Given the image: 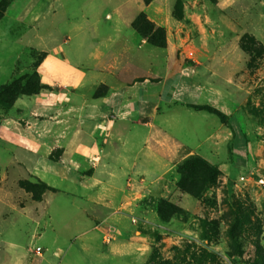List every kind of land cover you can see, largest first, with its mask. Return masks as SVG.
Segmentation results:
<instances>
[{
	"label": "rangeland",
	"instance_id": "1",
	"mask_svg": "<svg viewBox=\"0 0 264 264\" xmlns=\"http://www.w3.org/2000/svg\"><path fill=\"white\" fill-rule=\"evenodd\" d=\"M53 49L86 79L42 85L39 106L25 95L42 87L15 111L0 103L17 138L0 135V264H44L38 237L75 231L67 206L107 201L129 214L144 264H264V0H0V72L14 64L0 85L27 81ZM144 79L151 117L125 128L113 104L127 108L125 88ZM117 90L127 98L100 101ZM69 131L88 143L77 177L47 142ZM190 159L218 170L198 197L178 187Z\"/></svg>",
	"mask_w": 264,
	"mask_h": 264
},
{
	"label": "crops",
	"instance_id": "2",
	"mask_svg": "<svg viewBox=\"0 0 264 264\" xmlns=\"http://www.w3.org/2000/svg\"><path fill=\"white\" fill-rule=\"evenodd\" d=\"M13 71L14 64H10L5 73L0 72V79H9ZM36 71L43 86H54L52 90H47L54 95L70 90L72 87L81 86L86 79L84 69L77 67V63L72 59L60 56L54 49L46 52L38 63ZM147 83L144 79L142 82L127 86L124 91L130 95L129 98L125 93L120 94L122 90H117L111 95L102 96L100 101L103 103L111 99L113 102H118L122 96L127 98L129 105L127 108L122 109L119 102L113 104L114 111L118 112L116 117H118L119 124L129 129H145L140 126V122H134L133 119L143 118V122L148 123L146 119L151 117L153 87ZM44 95H46L45 87H42L37 94L25 96L32 97L34 105L39 106L37 97ZM21 101L23 98L18 95L10 109L15 111L17 107H21ZM10 120L14 122V118ZM12 122H9L7 118L3 119L0 123V135L7 142L17 143L15 142L17 138L13 139L9 130L12 126L16 127ZM39 140L44 141V138H38ZM54 140L48 139L47 142L49 150L56 147L61 151L59 159L63 162L64 168L61 169L60 175L65 177L81 175L82 172L78 165L84 161L83 158L86 155L88 143L85 139L76 137L73 132L69 131L65 137ZM48 166L56 169L57 160H48ZM39 173L43 176H51L46 170H39ZM68 187L73 194L81 191V187L74 184H69ZM67 208L72 212L68 215L75 231L67 236L53 232L52 235L38 237V245L41 249L43 247L46 249L43 256L44 264H144L145 244L140 243V236L133 230L134 224L128 220L129 214L123 211L121 206L108 201L102 202L93 208L92 213H88L87 208L82 204H70ZM56 209H59L58 205ZM54 215L55 221L61 223L63 213L56 210ZM108 234L110 238H107ZM37 253L40 255V251ZM13 256L14 259H18L24 257L25 253L16 251Z\"/></svg>",
	"mask_w": 264,
	"mask_h": 264
},
{
	"label": "trees",
	"instance_id": "3",
	"mask_svg": "<svg viewBox=\"0 0 264 264\" xmlns=\"http://www.w3.org/2000/svg\"><path fill=\"white\" fill-rule=\"evenodd\" d=\"M30 78H33V82H30ZM41 87L39 75L37 71H34L24 83L14 80L9 84H1L0 103L3 107H9L19 94L36 93ZM191 107L213 113L220 122L227 123V114L210 104H191ZM180 170L183 176L178 181L179 189L195 197H198L205 184L213 182L218 174V170L214 166L203 163L199 159L185 161ZM207 172H211L209 178H207ZM161 216L164 215L161 214Z\"/></svg>",
	"mask_w": 264,
	"mask_h": 264
},
{
	"label": "built area",
	"instance_id": "4",
	"mask_svg": "<svg viewBox=\"0 0 264 264\" xmlns=\"http://www.w3.org/2000/svg\"><path fill=\"white\" fill-rule=\"evenodd\" d=\"M241 177H242V176H241ZM242 178H243V177H242ZM132 221H134V219H132ZM35 250H36L37 252L40 251V250H41V246H39V245L36 246V247H35Z\"/></svg>",
	"mask_w": 264,
	"mask_h": 264
}]
</instances>
